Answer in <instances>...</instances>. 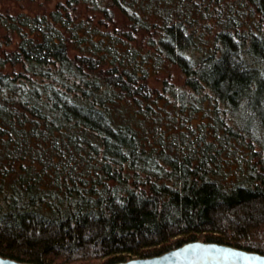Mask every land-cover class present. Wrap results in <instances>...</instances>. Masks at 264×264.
Segmentation results:
<instances>
[{
  "label": "trees",
  "instance_id": "trees-1",
  "mask_svg": "<svg viewBox=\"0 0 264 264\" xmlns=\"http://www.w3.org/2000/svg\"><path fill=\"white\" fill-rule=\"evenodd\" d=\"M193 240L264 254V0L0 13V255L109 264Z\"/></svg>",
  "mask_w": 264,
  "mask_h": 264
},
{
  "label": "water",
  "instance_id": "water-1",
  "mask_svg": "<svg viewBox=\"0 0 264 264\" xmlns=\"http://www.w3.org/2000/svg\"><path fill=\"white\" fill-rule=\"evenodd\" d=\"M0 264H36L0 255ZM109 264H264V254L227 244L193 240L161 254Z\"/></svg>",
  "mask_w": 264,
  "mask_h": 264
},
{
  "label": "rangeland",
  "instance_id": "rangeland-1",
  "mask_svg": "<svg viewBox=\"0 0 264 264\" xmlns=\"http://www.w3.org/2000/svg\"><path fill=\"white\" fill-rule=\"evenodd\" d=\"M56 1L57 0H0V13L11 14L20 12L29 14H42L52 9L55 6ZM134 44H136V41L133 42V45ZM166 75L168 79H170L175 84L183 83L184 78L176 66H170V69H167L166 64H164L163 71H161L158 76L164 78ZM157 83L158 84L156 86L159 87L160 82L158 81Z\"/></svg>",
  "mask_w": 264,
  "mask_h": 264
}]
</instances>
